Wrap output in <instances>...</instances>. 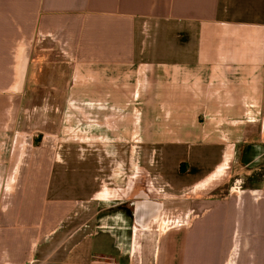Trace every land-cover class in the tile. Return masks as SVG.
Segmentation results:
<instances>
[{"label":"crops","instance_id":"0c3cea01","mask_svg":"<svg viewBox=\"0 0 264 264\" xmlns=\"http://www.w3.org/2000/svg\"><path fill=\"white\" fill-rule=\"evenodd\" d=\"M0 264H264V0H0Z\"/></svg>","mask_w":264,"mask_h":264},{"label":"rangeland","instance_id":"374dc122","mask_svg":"<svg viewBox=\"0 0 264 264\" xmlns=\"http://www.w3.org/2000/svg\"><path fill=\"white\" fill-rule=\"evenodd\" d=\"M52 57V54L50 55V59ZM55 57V56H54ZM64 70H63V73L65 72V76H66V73H67V67L64 66ZM56 75H59L56 73ZM61 81V79H60ZM47 88H51L50 86H48ZM59 92L60 93H63L65 92V86L62 87L59 89ZM42 93V90H41V87H39V94ZM41 98V97H39ZM34 99H35V96H33V99L31 102H29V107L31 105L34 104ZM65 103H60V102H53V101H49V102H46V103H42L41 101H39V106H40V109H39V138L37 139L36 143L35 144H38V141H39V147L42 148V143L44 141V136H46V142L49 143V147H50V143L52 142V134H51V130H52V126L53 125H57V123L59 122V112H53L52 111V105H64ZM42 107V109H41ZM44 110V111H42ZM62 119V118H61ZM34 119L32 120V124L34 125ZM66 124V123H65ZM46 147V146H45ZM44 147V148H45ZM47 150H41L39 149V151H44L45 153L44 154H47V155H51V150L50 148H46ZM40 152V153H42ZM61 152H66V151H62ZM81 154H82V151H80ZM114 152V151H112ZM110 153V152H109ZM123 153V152H122ZM125 163H126V160L127 158L131 159L132 158L134 160H132L133 164H134V170L132 172H129L130 175L132 173H134L137 169V165H136V160H137V152L136 151H125ZM114 159V157H113ZM126 167V166H125ZM226 167V166H225ZM140 171V170H139ZM225 171V172H224ZM227 169H223V174L221 175H224L226 173ZM123 173V171H122ZM128 172H126L125 174H127ZM128 173V174H129ZM136 174V172H135ZM220 177V176H218ZM126 184V183H125ZM122 185V183H120V186ZM109 186V189H108V192H107V197L105 196H100L102 195V193L98 194L97 197H101V199L99 198L97 200V210H98V215L99 216H102L105 217V216H108L106 217L107 220H109V222H113V221H122L124 220L125 222L127 223H130V220L129 218L126 216V212L124 214V212L121 211V209H123L124 211H127L128 213L130 212V207H131V201L129 200H126V193L128 192V187L127 188H124V191L121 192V191H118L116 192V189H115V184L112 183V184H108ZM115 186V187H114ZM104 191V190H103ZM124 194V195H123ZM110 195V196H109ZM109 196V197H108ZM130 199V198H129ZM83 218H88L87 215L83 216ZM105 222V221H103ZM117 232L123 234L122 237H126V240H129L130 238V231L123 228L121 230H118Z\"/></svg>","mask_w":264,"mask_h":264},{"label":"flooded vegetation","instance_id":"af4514ba","mask_svg":"<svg viewBox=\"0 0 264 264\" xmlns=\"http://www.w3.org/2000/svg\"><path fill=\"white\" fill-rule=\"evenodd\" d=\"M130 212H131V209H130Z\"/></svg>","mask_w":264,"mask_h":264}]
</instances>
